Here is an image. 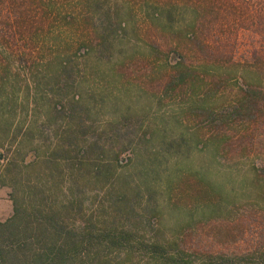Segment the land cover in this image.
<instances>
[{
	"label": "trees",
	"instance_id": "trees-1",
	"mask_svg": "<svg viewBox=\"0 0 264 264\" xmlns=\"http://www.w3.org/2000/svg\"><path fill=\"white\" fill-rule=\"evenodd\" d=\"M241 32L251 33L257 43L249 60L239 62L234 46ZM129 41L142 49V59H135L131 47L123 52ZM115 56L122 59L112 70L119 81L137 61L144 71L149 64L167 69L160 95L178 100L183 116L194 123V146L202 133L199 150L209 147L226 164L248 160L251 138L264 126V0H0V79L15 58L28 65L30 75L44 71L64 80L56 93L64 89L66 94L68 82L83 70L81 60L108 64ZM231 81L235 86H229ZM78 106V100L68 107L54 105L73 125H67L66 138L51 153L54 160L71 162L68 187L52 184L49 193L40 188L29 190L27 197H12V213L0 221V264H264V155L242 168L234 197L233 189L202 170L189 172L190 196L203 203L204 216L231 219L236 214L231 225L239 229L238 241L246 243L235 251L190 250L183 241L148 233L131 207L139 185L113 194L106 218L85 217L84 203L74 197L79 186L75 170L81 178L111 185L115 167L135 159L157 134L124 115L96 131L84 126ZM103 136H110L111 143L101 144ZM188 142L179 135L164 142V149L181 154ZM262 147L264 152V142ZM151 150L142 176L160 163L156 149ZM72 151L77 164L70 160ZM104 154L110 162H98ZM221 202L226 203L222 212L217 209ZM154 217L147 222L153 228ZM252 224L259 232L248 235Z\"/></svg>",
	"mask_w": 264,
	"mask_h": 264
},
{
	"label": "rangeland",
	"instance_id": "rangeland-1",
	"mask_svg": "<svg viewBox=\"0 0 264 264\" xmlns=\"http://www.w3.org/2000/svg\"><path fill=\"white\" fill-rule=\"evenodd\" d=\"M255 43L257 41L251 33L241 32L234 46L235 61L249 60L251 47ZM128 44L123 52L131 47L136 54L135 59H142V49L134 45L133 41ZM127 54L129 52L125 53V57ZM121 60L117 56L108 64H105L106 61L97 63L93 58L81 60L80 68L83 70L68 82L71 88L69 93L64 94V89L63 92L56 93L64 80L59 81L51 74L43 73L44 71L30 75L26 70L28 65H22L17 59H13L7 76L4 80L0 79V221L10 217L13 196L27 197L29 190L40 188L49 193L52 184H59L67 189L69 175L72 173L71 162L54 160L51 153L57 149L60 138H66L67 125L69 129L73 125L66 121L65 116L62 118L63 114H57L54 105L57 103L68 107L70 101L72 103L78 100L77 108L82 110L78 115L84 120L86 127L100 131L108 123L124 115L132 119L133 125L143 123L157 134L153 142L145 143L139 149L141 151H137L135 159L133 157L130 162L125 160L123 165L115 167L116 171L109 181L111 185L107 184L108 180L94 182L88 176L87 179L81 178L82 172L75 170L79 186L73 194L84 203L85 217H92L94 213L93 219L106 218L114 200L112 195L126 190L127 185H139L136 187L138 198L130 204L144 222L148 233H156L166 240L183 241L190 250L235 251L239 247L245 248L246 243L238 241L239 229L231 225L236 221L233 219L236 214L233 213L231 219H210L207 215L204 216L207 209L201 205L203 203L196 202L190 196L188 187L193 179L189 172L202 170L201 173L207 178L220 182L229 191L233 189L231 196L234 197L238 176L245 171L242 168L264 155V126L251 138L254 146L248 160L241 161L240 158L237 164H226L214 157L209 147L199 150L204 143L202 133L198 134L195 146L193 145L195 139L191 135L194 123L188 122L183 116L182 105L178 100L160 95V84L167 73L165 67L149 64L144 67V71L137 61L136 66H130L126 71L127 78L119 81L113 71ZM229 86H235V82H229ZM62 94L66 97L62 98ZM239 132L240 130L236 132L235 137H238ZM179 135L189 141L184 146L186 151L181 154L166 151L164 142L178 139ZM87 138L91 139L89 136ZM102 138L101 144H110L112 141L110 136ZM153 148L159 154L160 163L148 168V177L142 176L146 168V151H152ZM139 154L144 160H140ZM237 155L242 154L237 152ZM69 157L77 164L79 158L75 152L72 151ZM97 158L98 162H110L105 154ZM123 183L125 187L121 186ZM219 188L222 189L221 186ZM33 198L31 195V199ZM62 199L60 194L56 200ZM225 205L226 203L221 202L218 211L222 212ZM229 207L231 206L227 208ZM153 215L156 219L154 228L147 224ZM257 232L259 228L255 224L246 230L248 235H255Z\"/></svg>",
	"mask_w": 264,
	"mask_h": 264
}]
</instances>
